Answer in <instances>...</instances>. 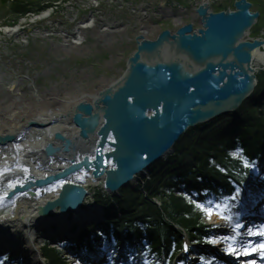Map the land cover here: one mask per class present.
Segmentation results:
<instances>
[{
  "label": "water",
  "instance_id": "1",
  "mask_svg": "<svg viewBox=\"0 0 264 264\" xmlns=\"http://www.w3.org/2000/svg\"><path fill=\"white\" fill-rule=\"evenodd\" d=\"M252 6L250 0H235L234 10L213 12L204 3L196 9L202 25L197 30L186 23L155 39L138 36L122 77L92 103L75 107L74 123L83 141L96 146L94 157L85 154L78 160L74 154L79 142L56 132L61 144L47 147L46 155L65 150L74 161L54 175L15 186L14 192L63 182L87 170L95 179L106 178L107 190L119 194L168 157L188 129L240 109L257 87L254 52L264 46V38L249 37L261 16ZM9 140L13 135L0 136V143ZM65 182L59 197L40 209L41 215L57 208L77 212L84 204L87 189Z\"/></svg>",
  "mask_w": 264,
  "mask_h": 264
},
{
  "label": "rangeland",
  "instance_id": "2",
  "mask_svg": "<svg viewBox=\"0 0 264 264\" xmlns=\"http://www.w3.org/2000/svg\"><path fill=\"white\" fill-rule=\"evenodd\" d=\"M13 1V0H12ZM59 5L52 9L51 16L47 19L35 20L34 15L30 12L24 16L17 14L14 17L12 14L0 15V29L7 27H19L18 33L11 35L10 33L2 32L0 34V71H4L8 85L11 82L19 81L20 88L26 91L27 98H33L31 93L32 90L37 89L39 95L45 98L50 95L52 91L58 94L65 92L71 95L75 94L77 88L80 90L91 91L96 87V79L102 78L103 76L108 79L120 78L125 72L127 67V61L136 50L134 36L141 33L142 29V9L148 10L153 15L152 25L160 26V30L170 28L175 31L180 25L186 24V22H192L196 26L200 25L198 19H195L191 11L182 14L181 16H172L171 14H165L164 12L158 15L156 12H160V8L163 3L173 5V7H184L189 8L201 3L203 0H27L30 2L29 9L33 12L40 11L46 6L59 2ZM212 4V8L218 10L225 5L232 4V0H209ZM254 1L255 9L262 10V17L259 20V24L251 30L250 36H261L264 35V0H252ZM39 9V10H38ZM163 11V10H162ZM93 13L97 16L106 17L109 21L119 20L124 21L128 27V30L123 37H119L118 34L106 36V42L103 41L102 37L97 34V30L91 29L86 31V43L78 50H68L64 46L62 38L56 34L59 28H65L70 32L76 31V26L80 21H83ZM40 12L36 13L39 15ZM159 16V17H158ZM14 18H17L16 25L14 24ZM149 19L145 20L147 23ZM15 25V26H14ZM157 32L152 30L148 33V37L153 38V34ZM257 67V75L263 71L260 64L254 63ZM77 87L75 88V86ZM33 87V88H32ZM8 92H4L0 89V99L8 98ZM85 144L79 142L77 146L82 147ZM81 148H79L80 150ZM42 154V153H41ZM53 158L52 156H50ZM2 171V177H11L8 171ZM248 183L243 195L240 197L252 199L257 198L258 194L264 193V174L260 171L257 177ZM121 193V191H120ZM120 195V194H119ZM119 195H108L103 190H99L93 193V196L87 195V200L93 203H99L103 205L107 203L108 199L110 202H114L112 198L119 197ZM98 198L103 199L105 203L98 202ZM8 198L2 199L0 202V218L7 215L10 212L8 207ZM6 204V206H5ZM182 207V206H181ZM245 206L244 202H234V206L231 209V213L234 216L233 223H235V214H237ZM70 218L73 215L70 213ZM100 216V215H98ZM205 222L208 225H214L215 236H229L234 233L225 221H223L218 215H213L211 219L204 213ZM45 218V217H43ZM92 223L91 218L88 220ZM50 226L55 231L61 226L58 222H52ZM80 223L69 221L64 226V232L67 233V237L75 241L77 237V230L85 228L87 225H80ZM217 224V226H215ZM57 225H60L57 227ZM64 225V224H62ZM259 225V224H258ZM56 226V227H55ZM228 226L227 231L221 230L222 227ZM257 226V225H256ZM50 228V229H51ZM76 228V231H75ZM220 229V230H219ZM259 229L253 227V230ZM49 231V230H48ZM224 231V232H221ZM238 239L243 242L245 248H247L248 242L246 236L248 235L247 230H238ZM242 234V235H240ZM67 237L62 233L61 237L57 238V242L63 243L67 241ZM253 240L256 244L257 250L252 251L250 254H244L251 258V261L259 260L261 257L264 259V250L259 249L261 240ZM57 242H52L57 243ZM52 244H48L45 250L46 258L43 259L44 264L54 263L64 264L62 260H58V254H51ZM56 246V245H55ZM220 250H224V247H228L227 242H223V245L217 244L215 246ZM239 248V245H237ZM224 252V251H223ZM242 252V251H241ZM240 252V254H241ZM51 254V255H50ZM69 253H65L68 256ZM197 256V255H196ZM61 257V256H60ZM106 258V255L104 254ZM62 258V257H61ZM214 258V257H212ZM63 259V258H62ZM208 259V258H207ZM64 260V259H63ZM17 261V260H16ZM65 261V260H64ZM68 264H82L80 258L71 257L68 260ZM10 264L9 260H7ZM136 264H142L141 256L139 255L135 260L132 261ZM29 264L24 260L21 263L15 264ZM117 264V262L115 263ZM192 264H200L197 256L196 262L192 261ZM214 264H228L223 258H214Z\"/></svg>",
  "mask_w": 264,
  "mask_h": 264
},
{
  "label": "bare ground",
  "instance_id": "3",
  "mask_svg": "<svg viewBox=\"0 0 264 264\" xmlns=\"http://www.w3.org/2000/svg\"><path fill=\"white\" fill-rule=\"evenodd\" d=\"M203 2L211 6L209 0H203ZM161 9L163 11L159 10L160 12H156L154 15L163 12L170 14L173 11V7L168 5ZM142 10L141 31L142 35L147 37L148 33L159 29V27L152 25L153 15L144 8ZM51 11V9H46L42 14L40 13L41 15H36L35 20L36 18H47ZM146 19H149L147 23H145ZM75 29L76 31L70 32L63 27L58 29L60 31H56V34L64 42L62 46L68 50H78L86 43L87 30H97V34L106 42V36L112 38L114 34L122 35L128 30V27L123 20L109 21L106 17L91 13L83 21H80ZM18 31V26H5L0 29V34L6 32L15 35ZM255 37L262 39L264 35ZM254 53L253 65L257 72L255 62L264 67V46L256 49ZM117 80V78L108 79L103 76L94 81L97 85L93 90H80L78 87L74 95L67 92L58 94L52 91L50 95L43 98L35 89L31 91L33 98H27L25 95L27 92L20 88L19 81L11 82L8 85L4 71H0V89L8 92L9 95L8 98L0 99V136L13 135V140H9L6 144L0 143V202L2 199L10 197L7 200L9 201L8 207L11 209L7 215L0 218V243L2 245L11 243L16 248L20 246L27 256L29 264H44V243L52 235L51 233L55 232L50 230L52 222H58L61 226L57 225L60 227L56 231L64 234V226L67 222H78L79 226L87 225L86 227H88L90 225L88 220L104 211L102 204L90 202L86 198L77 212L71 213L72 219L69 212L65 214L59 209L46 214L45 218L39 215L38 212L44 205L59 197L66 180L81 185L87 189L88 195L91 196L99 190H103L105 194L110 192L105 187L106 178L95 179L92 172L87 170L79 171L63 182L58 181L44 186L33 185L22 192H14L17 188L15 186H22L35 179L54 175L74 161L73 155L65 150L59 151L58 154L52 156L53 158L46 155L47 147L61 144L54 137L56 132L64 134L73 142L89 143L85 146L81 145L82 147L77 146L78 151L74 155L78 160L84 158L85 154L94 157L96 146L92 140L83 141L79 136L80 130L74 123L75 107L83 101L92 103L103 90L113 86ZM94 140L96 142L97 137ZM79 148L81 149L79 150ZM1 170L8 171L11 177L3 178ZM140 177L139 180L135 179L133 182L136 188L146 187V181L150 176L146 174L144 177L143 175ZM252 212H255V209Z\"/></svg>",
  "mask_w": 264,
  "mask_h": 264
},
{
  "label": "trees",
  "instance_id": "4",
  "mask_svg": "<svg viewBox=\"0 0 264 264\" xmlns=\"http://www.w3.org/2000/svg\"><path fill=\"white\" fill-rule=\"evenodd\" d=\"M29 4L27 0H0V15H25L32 11ZM263 147L264 70L258 74L255 92L241 109L191 128L180 138L167 161L152 164L146 193L129 187L119 197L112 198L114 202L108 199L104 206L107 222L102 223V232L95 237L103 235L120 241L114 230L122 228L136 243L142 240L144 251L153 259L164 254L170 262L185 239L175 225L185 228L192 241L204 242L210 232L204 221L205 212L197 204L206 206L208 198L216 196L223 201L227 194H234L252 172V168L244 166V161L254 165ZM153 199L162 205L158 206ZM98 201L105 203L100 198ZM50 253L58 254L57 259L68 264L59 251Z\"/></svg>",
  "mask_w": 264,
  "mask_h": 264
},
{
  "label": "snow or ice",
  "instance_id": "5",
  "mask_svg": "<svg viewBox=\"0 0 264 264\" xmlns=\"http://www.w3.org/2000/svg\"><path fill=\"white\" fill-rule=\"evenodd\" d=\"M240 151H242V150H240ZM233 155H239V153H233ZM244 166L247 168H254L255 167V165L251 164L248 160L244 161ZM239 193H240V189L237 188L236 192L234 194H232L230 197H225L224 201L222 203H214L213 204L212 202H209V206H207V207L204 204H197V207L200 208L201 210H203L209 219H211V217L214 214L218 215L223 221L226 222V224H228L230 226L231 231L234 233L233 235H229V236L206 237L204 242L212 244V245H216V244L221 243V242H227L228 247L225 249V251L229 252L232 255H239L241 251H243L244 254H250L252 251L257 250L256 244L253 243L252 241H249L248 242L249 246L247 248H245L243 242H241L238 239V235L236 234V233H238L239 229L244 227V225L239 223V222L233 223L234 216L231 214L230 203L232 201L237 200ZM226 213H228V214H226ZM247 232H248V235H250V236L251 235H257V236L264 238V230H262V229L253 230V228H248ZM240 235H242V234H240ZM237 245H239V248L237 247ZM259 249L264 250V239L261 240V242L259 244ZM184 250L185 251L188 250L187 244L184 245ZM200 259L204 261V264H214V258L207 259L204 257H200Z\"/></svg>",
  "mask_w": 264,
  "mask_h": 264
},
{
  "label": "flooded vegetation",
  "instance_id": "6",
  "mask_svg": "<svg viewBox=\"0 0 264 264\" xmlns=\"http://www.w3.org/2000/svg\"><path fill=\"white\" fill-rule=\"evenodd\" d=\"M195 25V24H194ZM195 28H197V26L195 25Z\"/></svg>",
  "mask_w": 264,
  "mask_h": 264
}]
</instances>
